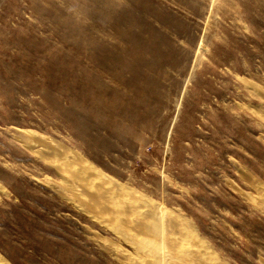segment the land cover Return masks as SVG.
<instances>
[{"label": "rangeland", "instance_id": "obj_1", "mask_svg": "<svg viewBox=\"0 0 264 264\" xmlns=\"http://www.w3.org/2000/svg\"><path fill=\"white\" fill-rule=\"evenodd\" d=\"M118 202L264 264V0H0V264H143Z\"/></svg>", "mask_w": 264, "mask_h": 264}, {"label": "bare ground", "instance_id": "obj_2", "mask_svg": "<svg viewBox=\"0 0 264 264\" xmlns=\"http://www.w3.org/2000/svg\"><path fill=\"white\" fill-rule=\"evenodd\" d=\"M83 182L88 190L92 191L93 199L96 201L100 202L104 196H108L102 194L100 186L90 187L87 182ZM111 195L109 194V199H111ZM116 205L120 207L117 210L119 215L128 214L131 216L134 229L147 236L138 239L137 245L139 251L146 254L143 264H214L207 251L202 250L199 245H190L189 237L179 227V222L175 217L167 210L157 207L152 209L143 205L145 208L142 211L135 204L125 203L121 206V203L118 202ZM120 231H122L121 228Z\"/></svg>", "mask_w": 264, "mask_h": 264}]
</instances>
